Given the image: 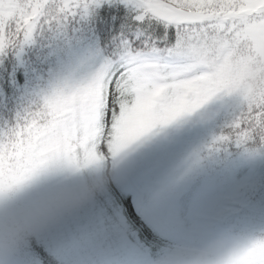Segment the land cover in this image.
I'll list each match as a JSON object with an SVG mask.
<instances>
[{
	"label": "snow or ice",
	"instance_id": "obj_1",
	"mask_svg": "<svg viewBox=\"0 0 264 264\" xmlns=\"http://www.w3.org/2000/svg\"><path fill=\"white\" fill-rule=\"evenodd\" d=\"M82 26L86 49L67 72L0 123V202L23 187L83 169L110 173L95 195L33 235L0 264H169L184 245L226 225L246 242L229 264H264V178L227 200L190 209L153 205L116 162L194 115L223 118L211 147L264 157V0H0V57L45 29ZM95 29L93 36L88 32ZM95 35L103 39L95 40ZM53 55H61L55 51Z\"/></svg>",
	"mask_w": 264,
	"mask_h": 264
},
{
	"label": "trees",
	"instance_id": "obj_2",
	"mask_svg": "<svg viewBox=\"0 0 264 264\" xmlns=\"http://www.w3.org/2000/svg\"><path fill=\"white\" fill-rule=\"evenodd\" d=\"M94 31L95 29L93 28L92 32H88L87 35L89 37L93 36ZM102 39V36L95 35L97 42ZM89 47L90 43H84L82 26L75 24L74 28L69 27L64 31L57 28L55 31H43L42 34H37L34 42L25 46L19 56L9 53L7 56L0 57V123L13 120L16 113L22 111L31 99L47 86L50 73L53 71L67 72L76 65ZM54 50L60 52L61 55L54 56ZM42 76L44 77L40 79ZM37 80H41L39 82L41 87L35 84ZM214 120V125L213 127L211 126L212 129L210 130L211 136H206L202 143L201 141L197 142L199 146L192 148L193 153L190 156L188 155L186 160L183 159V162L182 158H175V155L171 159H166L165 151L158 147V136L156 133L152 138L147 139L145 144L141 142L136 145V148L132 147V155L129 162L132 171L138 176H141L142 168L148 172L149 165L155 162L163 167L162 171L165 170V167L170 170L173 169L179 163L175 159L181 160L182 163V167L178 172L172 173V175L165 173L166 176L161 182L163 185L155 193L151 192V196L162 198L160 203H151V207L155 205L170 208L172 205L170 195L175 193L178 188L170 189L166 185L171 188L175 185L179 187L186 180L192 182L191 184L199 183L211 175L229 168L238 159L240 161L247 159L246 164L243 163L242 165L244 169L249 167V162L253 159V156H249L234 146L211 147L213 138L218 134L220 125L223 123V118H214ZM180 126L187 129L185 125ZM188 130L190 129L188 128ZM176 132L179 134L182 131L170 128L164 133L159 132L163 135L161 138L170 144L167 151L175 149L173 142ZM153 141H155L154 146H152ZM148 149L151 150L147 152ZM187 151L189 150H186L185 153ZM144 154L150 157L146 156L148 159L143 160L142 156H145ZM102 177H97L93 169L86 168L77 174L62 173L30 184L31 189H28V194L33 197L30 209L35 217L40 220V226L37 231L19 232L22 246L38 231L52 224L58 218L95 195L105 185ZM253 178L257 180L264 178V174H259L256 177L246 176L240 184H233L230 189V191L233 189V193L229 198L243 192ZM262 195H264V188L259 189L252 196V199L258 201ZM229 198L225 196L220 200ZM166 199H168V205L165 203ZM247 235L245 230L241 228L226 225L221 231L215 233L207 240L200 243H190L183 247L202 256L210 254L216 260L214 264H229L231 259L221 260L219 259V253L227 250L232 258L246 242ZM255 255H264V249H261ZM245 258L246 260H234L232 264H253V254H249ZM191 263L190 260L181 262L176 257H171L169 260V264ZM201 264L205 263L202 261Z\"/></svg>",
	"mask_w": 264,
	"mask_h": 264
},
{
	"label": "rangeland",
	"instance_id": "obj_3",
	"mask_svg": "<svg viewBox=\"0 0 264 264\" xmlns=\"http://www.w3.org/2000/svg\"><path fill=\"white\" fill-rule=\"evenodd\" d=\"M44 31L50 32L48 29H45ZM43 77L44 76H42L40 79ZM40 81L41 80H37V82L35 81V84H37L39 87H41L39 83ZM214 122V118H206L200 115H194L188 118L186 121L176 124L177 126L172 125L164 128L156 132V135L158 136V147L165 151L166 159H171L175 155V158H182L181 160L183 162V159L186 160L187 156H190L191 153H193L192 148H197L199 146L197 142L201 141L202 143L206 136H211L210 130L212 129ZM180 125L187 126V129L182 128ZM170 128L181 130L182 132L179 134L177 132L175 133L173 142L175 149L172 150L171 148L172 151H167V148L170 144L161 138L163 135L160 133H164ZM188 128L192 131L188 130ZM152 136L147 139L152 138ZM147 139L143 141L144 144L147 142ZM154 144L155 141H153L152 146H154ZM134 147L136 148V145ZM149 150L151 149H148L147 152ZM186 150L189 151L185 153ZM182 153H184V155H182ZM131 155L132 148H130L116 162V169L118 172L136 175L150 193L149 203L143 210L140 204L137 203L136 198L130 197L134 206L136 207L138 215L142 216L143 211L150 210L151 203L154 204L161 202L162 198L151 196V192L155 193L157 189L163 185L161 182L166 176L165 173L172 175V173L178 172L182 167V163L181 160L175 159L179 163L175 165L173 169L170 170L168 167H165V170L162 171L163 167L155 162L154 164L149 165L148 172L142 168L141 176H138L131 169L129 162ZM144 155L145 156H142L143 160H146L148 159L147 157H150L149 155ZM246 160L247 159H243L240 161V159H238V161L231 164L229 168L223 170L222 172L220 171L217 174H213L209 178H206L196 184H191L192 182L186 180L185 182H182L179 187L175 185L173 188H171L169 185H166V187L170 189L178 188L175 193L170 195V199L172 200V205L170 208L177 210L190 209L208 199L220 200L225 196H228L229 198L233 193V189L230 191L233 184H240L246 176L256 177L259 174H264V157L253 156V159H251L249 162V167L244 169L242 164H246ZM93 170L97 177L101 178L103 175L102 178L105 184L108 182L110 177L109 172H105L103 170ZM28 189H31V185L23 187L10 197H5L3 201L0 202V254H7L22 247L19 234L20 231H37L40 226V220L35 217L30 209L33 197L32 195L30 196L28 194ZM165 203L168 205V199L165 200ZM172 257L180 259L181 262L190 260L192 262L191 264H201L202 261L205 264H214L216 261L215 258L210 254L202 256L199 253H196L195 251H189L184 247H182ZM219 259L230 260L231 257L229 255V251L224 250L220 252ZM244 259L246 260L245 257L241 260Z\"/></svg>",
	"mask_w": 264,
	"mask_h": 264
}]
</instances>
